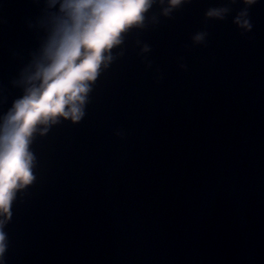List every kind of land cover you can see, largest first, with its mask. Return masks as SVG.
Listing matches in <instances>:
<instances>
[{"label":"water","instance_id":"water-1","mask_svg":"<svg viewBox=\"0 0 264 264\" xmlns=\"http://www.w3.org/2000/svg\"><path fill=\"white\" fill-rule=\"evenodd\" d=\"M245 7L156 0L124 34L84 118L34 135L6 264H264V0L251 30ZM44 9L0 0V115L46 43Z\"/></svg>","mask_w":264,"mask_h":264},{"label":"clouds","instance_id":"clouds-1","mask_svg":"<svg viewBox=\"0 0 264 264\" xmlns=\"http://www.w3.org/2000/svg\"><path fill=\"white\" fill-rule=\"evenodd\" d=\"M156 0H45L47 39L26 77L23 95L0 115V264H6L8 237L17 193L36 179L34 135H41L61 118L79 123L86 115L88 94L100 71L112 61V50L124 34L143 26ZM184 0H168L169 9ZM246 6L236 23L251 30L248 9L259 0H241ZM209 17H221L212 9ZM202 39V37H197Z\"/></svg>","mask_w":264,"mask_h":264}]
</instances>
